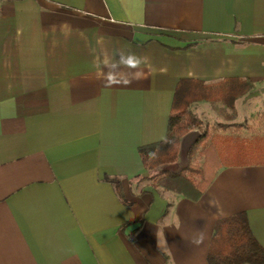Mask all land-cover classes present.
Segmentation results:
<instances>
[{"label":"crops","instance_id":"crops-1","mask_svg":"<svg viewBox=\"0 0 264 264\" xmlns=\"http://www.w3.org/2000/svg\"><path fill=\"white\" fill-rule=\"evenodd\" d=\"M177 93L208 134L264 136V0H0V264H208L241 213L264 249V163L220 168L197 200L148 180L138 148ZM200 135L161 170L206 163Z\"/></svg>","mask_w":264,"mask_h":264},{"label":"trees","instance_id":"trees-1","mask_svg":"<svg viewBox=\"0 0 264 264\" xmlns=\"http://www.w3.org/2000/svg\"><path fill=\"white\" fill-rule=\"evenodd\" d=\"M177 95L168 118L165 139L138 148L147 178L154 186L197 200L220 168L264 163V136L240 138L219 133L208 135V132H204L195 145H203L200 153L205 155L206 163L190 165L177 172L161 170V167L176 161L181 138L193 125L196 127V122L199 123L187 110V97L180 99ZM195 95L198 96V92ZM208 138L209 142L205 143ZM218 160L221 162L218 163ZM113 183L118 186L116 181ZM207 263L264 264V249L252 235L245 214H237L215 224Z\"/></svg>","mask_w":264,"mask_h":264},{"label":"clouds","instance_id":"clouds-1","mask_svg":"<svg viewBox=\"0 0 264 264\" xmlns=\"http://www.w3.org/2000/svg\"><path fill=\"white\" fill-rule=\"evenodd\" d=\"M102 39V38H101ZM121 52V58L120 61L118 62L119 64H122L123 66L127 67V68H136L138 69V73L136 74V76L133 79H139L142 77V69H141V65L143 63V57L137 56L135 53L133 52H127L126 55H124L123 53L125 52L124 50H120ZM104 82L106 84V86H111L112 84H118L121 81L117 80L115 78V74L112 73L111 71H109L107 73V75L104 77ZM132 82V79H124L123 83L124 84H130ZM150 155H155V153H150ZM205 239V233L200 232L198 233L192 240V243L199 245L203 242V240Z\"/></svg>","mask_w":264,"mask_h":264},{"label":"rangeland","instance_id":"rangeland-1","mask_svg":"<svg viewBox=\"0 0 264 264\" xmlns=\"http://www.w3.org/2000/svg\"><path fill=\"white\" fill-rule=\"evenodd\" d=\"M194 118H196V121H199V123H197L196 122V127H194V125H193V127H192V129H190V130H198V132H199V134H202V133H204V132H207L206 130H205V128H207L208 126L205 124V122H203V121H201V120H199L197 117H195L194 116ZM245 125V124H244ZM243 125V126H244ZM236 129H238L237 131H232V132H230L231 130H233V129H230V130H223L222 129V132H220L221 134H234L235 136H239L240 138H244V137H249L250 136V133H248V132H246V129H245V126L244 127H242V130L241 131H239V128H236ZM216 130H213V131H210L209 132V134L208 135H212V134H215L216 132H215ZM189 132V131H188ZM218 132V131H217ZM208 140V139H207ZM207 140H205V143L206 142H208ZM162 168V167H161ZM178 168V163L176 164H174V165H172V166H167L166 167V169L167 170H171V171H175L176 169ZM182 170V169H181Z\"/></svg>","mask_w":264,"mask_h":264}]
</instances>
